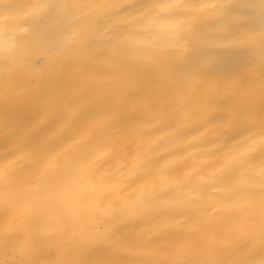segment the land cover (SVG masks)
I'll return each mask as SVG.
<instances>
[{
    "label": "snow or ice",
    "instance_id": "snow-or-ice-1",
    "mask_svg": "<svg viewBox=\"0 0 264 264\" xmlns=\"http://www.w3.org/2000/svg\"><path fill=\"white\" fill-rule=\"evenodd\" d=\"M253 2L264 20V0ZM226 8L225 0L0 3L9 13L0 20L30 36L22 55L0 65V134L6 124L15 133L0 153V264H92L97 246L128 250L120 220L146 217L162 218L153 231L166 237L141 244L148 258L136 264H264V254L247 259L264 253V78L245 84L172 67L187 52L182 36ZM254 35L264 70V24L229 43L243 47ZM16 47L15 33L0 43ZM20 105L34 114L24 127L5 115ZM170 135L184 146L157 153Z\"/></svg>",
    "mask_w": 264,
    "mask_h": 264
},
{
    "label": "clouds",
    "instance_id": "clouds-1",
    "mask_svg": "<svg viewBox=\"0 0 264 264\" xmlns=\"http://www.w3.org/2000/svg\"><path fill=\"white\" fill-rule=\"evenodd\" d=\"M4 0H0L3 3ZM227 8L221 16L210 15L195 22L191 34L182 36L187 41V52L184 61L173 65V70L182 72L200 71L205 75L225 74L230 77H240L245 84L256 83L264 78V70L258 67L261 40L259 35L253 36V41L243 47L232 46L229 42L242 33L258 34L264 20L257 13L253 0H225ZM183 14V9H177L168 18H176ZM0 16L7 17L9 13L0 10ZM239 17V19H233ZM56 17H52L54 21ZM15 33L17 47L12 52L0 48V65H7L15 56L22 55L30 36L19 32L16 22L7 19L0 20V43L7 41ZM46 129L39 130L40 135ZM262 250L256 248L247 257L249 261L260 259ZM92 264H104L109 261L107 256L92 249L88 256ZM125 264H136V261H125Z\"/></svg>",
    "mask_w": 264,
    "mask_h": 264
},
{
    "label": "bare ground",
    "instance_id": "bare-ground-1",
    "mask_svg": "<svg viewBox=\"0 0 264 264\" xmlns=\"http://www.w3.org/2000/svg\"><path fill=\"white\" fill-rule=\"evenodd\" d=\"M6 118L16 120L18 127L26 126L33 119V112L28 106L20 105L13 108L11 111L5 114ZM15 133H9L7 131V124L5 125L4 133L0 134V153L10 150L12 148V140ZM163 133H156L145 137L144 147L149 148L152 141L156 136H162ZM175 145L177 149L183 147L182 143H177L175 139L170 135L160 141V148L156 149L157 153L162 154V149L169 147V145ZM149 156L154 153L149 150ZM162 222V218L146 217L142 220H125L122 219L118 222L119 233L118 238L123 241L127 251L115 252L107 245L97 246L95 251L107 256L109 259H120L123 261H139L147 259L148 257L142 254L141 244L151 242L153 247L161 245L166 237V234L159 231H153L156 225ZM43 243V240L41 241Z\"/></svg>",
    "mask_w": 264,
    "mask_h": 264
}]
</instances>
